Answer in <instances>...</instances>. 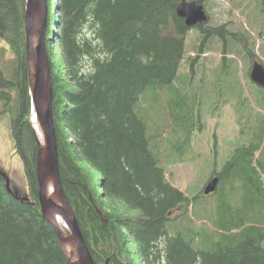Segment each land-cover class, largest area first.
I'll return each instance as SVG.
<instances>
[{"label":"trees","instance_id":"obj_1","mask_svg":"<svg viewBox=\"0 0 264 264\" xmlns=\"http://www.w3.org/2000/svg\"><path fill=\"white\" fill-rule=\"evenodd\" d=\"M196 1L205 6L207 0ZM47 2L46 43L52 64L61 179L96 263L264 264V88L251 81V67L244 74L245 87L241 78L231 81L236 60L226 56L238 47L246 50L247 61L258 57L248 45V31L227 24L211 26L207 9L208 22L189 27L177 13L181 0ZM26 7L27 0H0V57L12 55L10 62L0 65V116L10 117L11 136L24 162L30 197L28 201L15 198L0 170V264H67L39 201ZM86 13H92L101 25V51L108 53L104 61L95 59L96 49L88 45L81 49L74 40ZM192 29H198L201 38L199 54L189 57L186 39ZM213 38L220 39L225 54L217 75L233 86V91L223 90L220 99L224 104L230 100L237 104L242 143L217 175L218 190L225 191L230 185L233 204L229 202L222 213V219L229 222H215L216 234L208 227L198 231L193 227L186 238L180 231L171 233L169 223L188 214L192 201L204 192L191 199L168 180L139 114L140 103L151 89L174 91L176 103L166 99L173 130L186 140L196 129L202 130L200 113L189 106L179 86L191 88L189 84L204 65L200 56ZM82 52L93 56L96 67L87 79L77 70V56ZM186 60L188 80L180 72ZM252 98L263 111H255ZM145 118L149 125V117ZM238 193L239 200L233 201ZM183 207L182 214L172 216ZM199 236L210 242L208 248L194 246Z\"/></svg>","mask_w":264,"mask_h":264},{"label":"rangeland","instance_id":"obj_2","mask_svg":"<svg viewBox=\"0 0 264 264\" xmlns=\"http://www.w3.org/2000/svg\"><path fill=\"white\" fill-rule=\"evenodd\" d=\"M43 3H47V0H40V9L43 8ZM205 9L211 15L209 22L211 26L227 24L228 27L237 31L247 30L250 38L248 45L257 54L259 57L257 58L264 62V0H207ZM56 15H58L57 12ZM200 38L198 29L189 31L186 39L187 56L199 54ZM240 50L241 48L235 47V51L226 56L236 60L231 66L234 73L231 81L237 82L241 78L245 87L248 79L244 74L253 62L245 59V49ZM224 56L222 42L218 38H213L206 51L200 56V61L204 62V65L199 69L195 81L192 80L193 84H189L191 88L188 89L184 85L179 86L182 97L186 96L189 106L191 108L195 106L197 115L199 113L201 115L203 128L202 130L196 129L189 139L186 140L184 136L173 130L172 117L166 106V99L169 97L176 103L177 95L174 91L168 92L164 90L165 88L151 89L141 98L142 113L139 114L147 124L152 147L162 158L167 178L191 199L201 194L200 192L212 176L213 169L217 168V172H220L234 149L242 143L240 136L242 133L239 132L241 127L235 113L237 104L234 100L224 104L220 99L223 90V92H229L231 88L233 91L231 82L228 86L227 81L219 79L217 75L221 71L220 64ZM10 59H12L10 53L6 58L0 57V65L4 66L10 62ZM186 61L180 72L182 78L188 80L189 63ZM231 62V59L227 60V64L231 65ZM237 68L238 72H236ZM252 100L254 102V98ZM253 105L255 111H263V108L255 102ZM145 117H149V125ZM258 155L263 154L260 152ZM0 170L6 172L9 177L13 193L18 190L21 197L30 198L24 162L21 155L16 152L15 142L11 136L9 115L0 116ZM229 187L228 184L225 191H222L220 187L215 193L192 201L191 211L188 214L169 223L171 233L180 231L188 238L186 235L193 227L196 231L208 227L209 232L216 234L215 222L220 220L227 222L228 219H222V213L229 208V202L233 204L231 200L229 201ZM239 196L240 193L236 194L233 201H238ZM183 211H185L184 207L175 210L172 216L182 214ZM190 217H193V222ZM209 243L204 237L199 236L194 241V246L198 249H206Z\"/></svg>","mask_w":264,"mask_h":264},{"label":"water","instance_id":"obj_3","mask_svg":"<svg viewBox=\"0 0 264 264\" xmlns=\"http://www.w3.org/2000/svg\"><path fill=\"white\" fill-rule=\"evenodd\" d=\"M43 5L40 9V0H27L26 7L29 85L34 99V112L45 136L44 143L40 140L37 148L39 201L43 216L56 231L67 264H97L62 184L53 113L52 64L46 43L49 4L47 2ZM177 13L185 19L189 27L206 23L209 20L205 6L196 0H181ZM250 78L252 82L264 88V63L257 58L252 63ZM1 174L5 177L8 190L12 192L13 188L6 172L1 171ZM219 182V176L211 178L203 189L204 195L215 193ZM50 184L55 188V198L47 194ZM19 193L18 190L14 191V197L22 201L29 200L28 197H21ZM57 216H61L69 223L70 232L63 231L57 222Z\"/></svg>","mask_w":264,"mask_h":264},{"label":"clouds","instance_id":"obj_4","mask_svg":"<svg viewBox=\"0 0 264 264\" xmlns=\"http://www.w3.org/2000/svg\"><path fill=\"white\" fill-rule=\"evenodd\" d=\"M100 28L101 25L95 20L94 15L92 13H86L84 21L80 24L74 35V40L76 45L81 49L86 45L96 49L95 59L104 61L105 57L108 56V53L106 51H101L103 49V42L98 35ZM77 70L78 75L85 79L93 76L96 72L93 56H90L85 52L79 54L77 56Z\"/></svg>","mask_w":264,"mask_h":264},{"label":"bare ground","instance_id":"obj_5","mask_svg":"<svg viewBox=\"0 0 264 264\" xmlns=\"http://www.w3.org/2000/svg\"><path fill=\"white\" fill-rule=\"evenodd\" d=\"M50 60H51V58H50ZM29 92H30V95H31V103H32V112H31V117L30 118H31V120L33 122V129H34L35 133H36V130H37V133H38V135L36 133V137H37V148H38L39 147V144H40V140H41V142L44 143L45 136H44V134L41 131V128H40V125H39V122H38V119H37V115L34 112V99H33V94H32L30 85H29ZM56 135H57V132H56ZM57 145H58V141H57ZM37 180H38V174H37ZM38 183H39V181H38ZM219 184H220V182H219ZM9 192L12 193V195L14 196L13 191L12 192L9 191ZM47 194H48L49 197L55 198V188H54V186L52 184L49 185V188L47 190ZM57 222L61 226V228L63 229L64 232H66V233L70 232L69 223L64 218H62L61 216H57Z\"/></svg>","mask_w":264,"mask_h":264},{"label":"flooded vegetation","instance_id":"obj_6","mask_svg":"<svg viewBox=\"0 0 264 264\" xmlns=\"http://www.w3.org/2000/svg\"><path fill=\"white\" fill-rule=\"evenodd\" d=\"M255 59V57H253ZM252 58V62L254 61V59ZM258 59V58H257ZM262 62V61H261ZM218 175V172H217V168H214L213 169V172H212V176H210L209 179L213 178L214 176Z\"/></svg>","mask_w":264,"mask_h":264}]
</instances>
